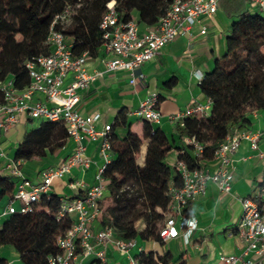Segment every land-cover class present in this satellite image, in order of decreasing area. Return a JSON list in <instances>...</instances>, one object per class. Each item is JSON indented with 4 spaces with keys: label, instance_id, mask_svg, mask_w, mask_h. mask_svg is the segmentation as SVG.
Segmentation results:
<instances>
[{
    "label": "trees",
    "instance_id": "16d2710c",
    "mask_svg": "<svg viewBox=\"0 0 264 264\" xmlns=\"http://www.w3.org/2000/svg\"><path fill=\"white\" fill-rule=\"evenodd\" d=\"M109 1L0 0V81L11 79L19 91L30 84L26 63L51 52L50 29L70 40L73 56L86 53L88 57H96L102 44L99 24ZM113 1L119 21L135 18L137 25L152 28L173 0ZM218 6L234 21L225 39L224 55L214 60L212 69L197 85L210 101L209 115L187 117L183 127L174 123L179 146L157 125L148 122H144L138 136L130 130L122 113L110 126L111 160L103 172L110 202L99 220L102 227L112 229L116 238L139 237L163 244L159 230L170 203L166 191L170 185H180L179 174L166 163L168 154L175 150L177 160L189 169L198 168L212 160L227 135L251 130L252 115L264 114V14H261L264 12L239 10L234 0H219ZM56 16L62 18L55 19ZM66 18L68 22L62 23ZM175 84V78H171L169 87ZM159 101L158 98L157 105ZM115 127L126 128L122 139L115 136ZM184 136L195 137L203 145L200 157H193L191 149L181 143ZM67 140L61 122H40L36 128L24 132L13 150L12 160L27 162L54 156ZM143 140L147 141V147L140 165L136 157ZM14 187L13 177L0 175V199H11ZM51 197L50 201L42 197L30 211L13 213L0 222V248H13L21 264H47V257L58 252L56 239L69 227L70 220L56 221L60 198ZM183 215L187 218L186 209ZM137 257L143 264H166L168 256L159 258L149 252ZM0 264L5 261L0 260Z\"/></svg>",
    "mask_w": 264,
    "mask_h": 264
},
{
    "label": "built area",
    "instance_id": "2783aa9c",
    "mask_svg": "<svg viewBox=\"0 0 264 264\" xmlns=\"http://www.w3.org/2000/svg\"><path fill=\"white\" fill-rule=\"evenodd\" d=\"M218 1L173 0L156 25L141 33L136 21H119L114 1H109L99 24L104 72H124L128 76L129 84L136 85L145 78L140 67L159 55L165 45L179 36L188 35L201 18L212 17L218 9ZM249 4L264 12V0H249ZM59 18L62 17H55ZM200 34L204 35L205 30L201 29ZM48 44L51 48L48 55L39 56L26 63L30 84L25 89H16L11 79L0 81V145L19 118L25 116L37 122H61L68 138L74 141L75 149L58 166L43 170L40 181L36 183L24 177L20 170V161L9 160L5 169L15 179V191L0 215V220L16 212L23 214L30 211L32 205L38 203L42 197L50 201V188L54 180L62 179L74 167L85 170L90 166L91 161L84 154L83 141L99 139L98 153L102 165L97 168L93 184L84 191L82 197L59 199L56 221L66 218L70 220V225L56 239L58 252L48 256L46 263L82 264L85 259L92 258L95 264H106L105 249L110 246L118 253L127 255L129 264H143L138 257L129 255L136 245L135 239H119L114 236L111 228L100 227L94 230L92 226L99 219V203L106 190L103 172L111 160V128L106 125L103 131H97L95 123L99 115L94 113L84 116L78 112L77 105L80 101L79 93L86 91L102 72L89 74L85 68L87 54L73 56L70 44L61 33L50 29ZM69 75L71 79L66 84L65 80ZM201 78L199 76V80ZM37 96H42L44 101L34 100ZM157 100L156 95L143 99L134 115L144 122L158 125L161 112L157 107ZM209 111L210 101L207 100L206 103L188 107L169 119L183 127L185 118L207 117ZM260 137L261 133L253 130L227 135L213 154L215 165L211 172L202 165L189 169L184 162L176 159L172 168L179 174L180 185H170L166 191L170 203L163 226L159 230L162 242L179 236L187 241L189 234L196 228V223L192 219L184 218V210L205 194L208 184H214L222 193H230L233 180L232 156L237 152L240 142L246 141L250 150L256 152L259 159H264V152L259 149ZM181 143L191 149L193 157L202 155L204 147L195 137L184 136ZM0 158H5L1 148ZM15 201L19 202V209L14 208ZM240 203L241 213L234 232L242 243V251L239 255H221L219 264H264V181L252 194L241 198ZM178 219L185 225L182 234L177 227Z\"/></svg>",
    "mask_w": 264,
    "mask_h": 264
},
{
    "label": "crops",
    "instance_id": "0c3cea01",
    "mask_svg": "<svg viewBox=\"0 0 264 264\" xmlns=\"http://www.w3.org/2000/svg\"><path fill=\"white\" fill-rule=\"evenodd\" d=\"M234 1L239 10L246 9L250 12L256 10L249 4V0ZM233 21L234 17L218 6L212 17L201 18L188 35L177 37L165 45L152 61L144 63L140 71L145 78L136 85L129 84L128 76L124 72H104V55L99 49L96 57L87 58L85 68L89 74L101 71L102 75L96 77L86 91L79 93L78 112L84 116L97 113L99 115L95 123L97 131H103L106 125L111 126L119 114H125L130 130L141 136L144 121L138 119L134 111L140 101L150 95H156L160 99L157 107L161 112V120L157 127L168 139L174 140L175 146H179L174 122L170 121L169 117L195 104L207 102L197 87L199 76L202 77L209 72L214 60L224 55L225 39ZM148 29L138 25L140 33ZM201 29L205 30L204 35L200 34ZM66 42L70 44L69 39H66ZM171 78H175L176 84L169 87ZM70 79L71 75L67 77L65 83L67 84ZM34 100L44 101V98L37 96ZM39 124L40 122L29 121L25 116H21L18 123L8 131L0 145L5 155V158H0V175H8L5 165L12 160L11 149L17 147L24 132L36 128ZM251 130L261 133L259 149L264 152V114L252 115ZM113 132L118 139H122L126 134V128L115 127ZM99 143V139L83 141L84 154L90 159V166L85 170L74 167L62 179L54 180L50 188L52 196L59 198L83 196L84 191L93 184L97 168L102 165L98 153ZM146 147L147 141L143 140L136 157L140 165L143 163ZM74 149L75 143L69 139L56 155L21 162L20 170L25 178L34 183L39 182L43 170L61 164ZM176 159V151L173 150L168 154L166 163L172 167ZM214 165L213 160L202 163L209 172L214 169ZM232 166L233 180L230 193H222L214 184H208L205 194L186 207L187 218L196 223V228L189 234L186 242L182 236L163 244L136 237V245L129 255L137 257L141 253L152 252L159 258L168 256L166 264H219L221 255H239L242 251V243L234 232V227L241 213L240 199L252 194L264 181V159H259L256 152L250 150L248 143L242 141L237 152L232 156ZM9 201L10 199L6 197L0 199V215ZM107 205V201H100L101 213ZM13 206L19 209L20 204L17 207L14 204ZM3 219L1 218L0 222ZM182 224L183 221L178 219L177 227L181 234L185 230V225ZM92 226L94 230L102 227L99 219ZM105 259L106 264H129L127 255L118 253L110 246L105 249ZM0 260H4L5 264H21L19 254L9 246L0 248ZM82 264L95 263L92 258H87Z\"/></svg>",
    "mask_w": 264,
    "mask_h": 264
},
{
    "label": "rangeland",
    "instance_id": "374dc122",
    "mask_svg": "<svg viewBox=\"0 0 264 264\" xmlns=\"http://www.w3.org/2000/svg\"><path fill=\"white\" fill-rule=\"evenodd\" d=\"M257 11H259L258 9H256V10H253V12H257ZM261 14H264V13H261ZM68 22V19L66 18V19H64V20H62V23H67ZM16 37V36H15ZM68 40V39H67ZM12 153H13V149H11V156H12ZM102 201L103 202H105V201H107L108 203L110 202V200H109V193H108V191L107 190H105L104 191V193H103V197H102ZM14 205H15V207H17V205H19V202L18 201H15L14 203H13ZM139 225L137 224V227H138Z\"/></svg>",
    "mask_w": 264,
    "mask_h": 264
}]
</instances>
